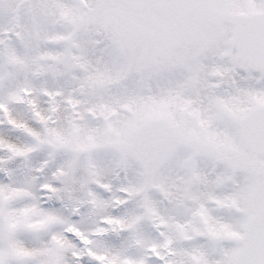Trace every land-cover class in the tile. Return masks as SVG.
I'll use <instances>...</instances> for the list:
<instances>
[{
	"label": "snow or ice",
	"instance_id": "1",
	"mask_svg": "<svg viewBox=\"0 0 264 264\" xmlns=\"http://www.w3.org/2000/svg\"><path fill=\"white\" fill-rule=\"evenodd\" d=\"M0 264H264V0H0Z\"/></svg>",
	"mask_w": 264,
	"mask_h": 264
}]
</instances>
